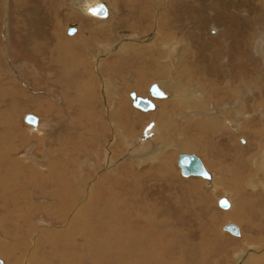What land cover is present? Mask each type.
<instances>
[{
    "label": "rangeland",
    "instance_id": "1",
    "mask_svg": "<svg viewBox=\"0 0 264 264\" xmlns=\"http://www.w3.org/2000/svg\"><path fill=\"white\" fill-rule=\"evenodd\" d=\"M60 1L61 0H51L50 3V0H0V77H2L0 78V178L3 181V184H1L2 186H0V236L5 237L9 242H14V247H10L11 251L9 254L0 253V257L4 260L5 264H14L18 262L17 260H19V262L16 264H128L126 260L121 257L124 251V246L121 244V241L118 239V244L114 247L111 246L114 244L113 241L116 237L109 234L111 231L109 222L107 223V221H105L101 227L94 228L95 233H99L101 239L105 237V240H101L99 245H94L87 240L84 241L85 239L82 238L77 240V237L80 236V231L75 228H81V226L77 224L76 215L72 216V221L70 220V223L74 224L73 226L75 228L73 226L66 228L67 225L62 221V218L77 212L75 208H71V205L68 204V199L71 200L73 196H78V193L74 191L77 190L79 185L82 188L85 187L84 190L86 192H92V203L89 205L91 207L90 210L94 213L101 214V216L103 215V219H108L113 209H117L118 211L120 209L126 212L128 210L139 211L143 215H151L150 219L152 218V220L158 221L159 224H154L153 226L149 220H145V222L149 223L146 227H143V230L148 228L150 232L149 242L157 248L155 249V253H157L156 256L158 257H155V259L161 258V264L165 261L166 264H245L242 263L244 255L246 257L249 255L246 261L248 262L247 264H264V261L253 263L254 258L258 254L264 253V212L263 216L261 215L259 217H256L254 212V210L257 209V202L259 201L258 203H260V200H262V202L264 201V186L258 185L256 189L252 190L251 185L245 184L246 182H250L253 178H255L254 180H257V182H264V162L259 159L254 161V164L252 163V166H250L252 169L254 168L253 171H247L248 175L246 176L242 175V173L244 169L247 170L249 167L247 165L246 167L245 164L242 165L243 168L239 167L240 162L235 160V157L239 153L242 154L241 157L243 160H246L249 156H254L257 153L256 151L264 146V127L257 128L246 124L248 121L253 120L255 115L258 116L262 112V114H264V107H261L264 106V102H262L260 107H257L259 103L255 104V101H253L255 93L261 92L264 88V61L262 58H259V55L256 54L257 51H255V44H257L255 42L260 40L261 45H264V6L260 7L263 13V17L260 18L259 14L254 15L253 9L256 10L254 4L249 3V6H245L243 4L244 0L243 3L242 0H237V2L236 0H231L236 6L235 4L230 6L227 12L230 14L234 13L239 7L240 9H238V12L236 11L235 14L242 17L244 21L254 20L256 22L255 28L259 31H257L258 37L249 38V35L246 34V49L248 48V50H245V55L243 52L244 48L242 44L239 43L236 45H240L241 50L239 49V54H228L230 61L225 59L228 56L227 54L221 56L216 55L215 57V52H213V50L211 51L212 53L209 51L210 55L208 54L209 57L207 58L206 77L208 78V84L204 85L201 89H205V87L210 84L209 89L211 95L208 94L211 98L210 100L206 98L205 101L208 102L204 103L203 108L201 106L202 109L200 110L206 108L219 112L222 110V107L224 108L227 105L226 116L232 118L231 121L238 123V129L234 130L230 128L225 122L222 127H220L221 130L218 129L213 133L202 135L195 134V136H191V138L195 137L193 139L197 142L196 149L189 150L190 152L183 149L179 150L184 153L193 152L204 161L206 167L208 166L207 169L214 174V183L217 184L214 191H210L206 187V181L201 177H184L181 175L177 165L178 149L169 146V151L172 152L164 151L162 152V157L160 154L156 155L155 158L152 157L157 153V145L163 140V138L155 136L156 128L158 127L157 130L161 131L160 126H162L159 124L156 126L157 121L155 119H153L147 126L148 128L145 127L143 131L139 129V127H136V136L129 138H132L133 143H135L134 145L137 144L136 148H138L139 142L137 138L140 137V142H143V146H139L138 148L140 151L136 149L135 153L129 151L121 155L120 151L126 150V146L124 145V141L119 139L120 133H123L124 130L117 129L118 125L122 124L125 126L128 122H131L133 118L138 120L136 123L140 125L149 118L137 113H135V115L133 112L132 117L128 116L127 120L123 116H120L123 122L116 116L113 117L112 120H109V113H111V110H114L113 103L117 97H114L115 100L111 101L112 107L111 105L107 106L105 104V99H103V96H105V93H103L104 87H102L104 78L100 77H108L103 69L104 59L107 60L109 58L108 56L113 57V55L116 54L115 48L119 41L120 43H122V40L129 41V38L134 36L137 37V40L141 38L142 42H148L147 38L153 35L155 36V34L162 36L163 30H166L168 27L163 24V22L171 17V13L163 15L162 19L156 16L158 12L162 10V7H164L162 12H167L169 10H165L168 8V6H166L168 0H104V3L106 4L107 2L112 12V16L105 20L84 14L75 4L78 0ZM213 2L212 0H207V3H210L211 7L219 3L216 2V0H213ZM163 3H165V5ZM257 3H260L259 0H257ZM136 8L138 9L137 13L134 12ZM212 10L213 9H210V14H208V16L213 15L210 19H205L199 15H194V18H186L184 16L182 21L175 18L176 23L172 22V25L175 29H178V31H175V34L169 33L168 36H173L172 38H177V36L182 37V39L180 37L178 42L177 47H179V49L189 46V44L185 42V39L188 37V34H186L187 31L197 35V38L195 36V39H197L196 46L222 33H225L224 36L226 35L227 37L228 33L227 30H225L227 26L222 23V19L218 20L215 17L214 11ZM257 11H259V9ZM63 15L66 17L69 16L66 18L63 17ZM143 16L146 20L142 19ZM54 18L57 19L56 23L53 21ZM44 19H46V21H44ZM116 21H118V26L121 28H108L109 23L113 24ZM120 21L124 22L121 23ZM200 21L202 23L201 25ZM87 22L96 24L93 28L95 34L93 33V36H91V38L93 37L96 40L90 44V47L94 50L90 53L87 51L81 56L77 50V46L83 41L77 38L75 42L71 43V39L76 37L81 30H87V26H85ZM34 23V28L37 27L38 33L43 32V40L35 33L36 28H32ZM142 23L148 24L149 27L147 26L144 28ZM71 24L79 26L80 31L78 33L76 32L77 35L75 33L74 36L68 37L69 40L67 41L65 26ZM178 24L182 25L177 26ZM57 26L61 27L62 30L65 27L63 30L64 35H60L62 39H59V41L63 43L62 45L67 42V45L70 47L67 48L64 45L65 50H63L61 46L62 49L59 48L60 55H58L57 48L55 49V44L58 42V39H54L55 33L53 31ZM223 26H225V28ZM245 30L246 32L251 30V36L254 33V31L252 33L253 28L251 29L248 27ZM103 31L105 35H103ZM89 32L90 30H88L87 35ZM28 33H32L35 37L37 35L39 38H33L31 39L32 42H28V40H25V34ZM176 33H178V35ZM181 33L184 35L182 36ZM230 36L233 38L232 35ZM104 43H113L115 45H112L108 49L101 50L99 47ZM26 44L32 46L34 55L40 54L39 60L43 59L46 62L31 61L30 57H28L26 64H14L15 61L23 58L21 54H19V50L20 48H25ZM161 44L162 43H160V48H162ZM191 45L195 47V41L191 42ZM9 46L12 48L15 47L17 51L16 56H9ZM171 46H167L169 50ZM168 49L166 48V50ZM96 52L102 53L93 56ZM117 54L121 53L118 52ZM5 57L8 61L5 60ZM15 57L17 59H15ZM83 59L84 61L86 59L84 72L87 73L86 82L88 81L85 87H82L77 75V64ZM11 61L13 63H11ZM226 61H229L233 65L228 67L229 70L232 69L231 71L236 69L235 64L240 63V65H243L246 62L245 64L249 71L245 69L246 76L244 79L249 81L251 79L248 78L254 76L256 80L260 79V77H262L263 80L258 82L257 85L251 84L247 87L246 85L244 86V84L239 86L238 82L234 83L230 79L229 82H227L228 79L221 81V79L217 78L216 67L221 64V66L224 65L223 67L225 68ZM171 62L172 64L174 63L173 60H171ZM16 67L22 72L20 78L13 75V72H18ZM96 68L101 70L99 71V69ZM5 70H7V72ZM117 72H119L121 76L125 75L124 79H128L129 75H135L134 71L128 70L126 65L121 64L116 69L108 70V79L110 80V84L113 81H117L119 95H125V97L129 99V106L142 114L143 112L136 110L140 108L133 104L134 99L129 96L128 90L124 91V85H121L123 81H120V76L116 74ZM4 74L5 76H3ZM81 74L83 75V73ZM96 74H98V78ZM58 77L62 79L59 80ZM156 78L157 77L150 80V77H148L145 81L141 78L138 81L141 83L144 82L145 88H147L152 82L157 81ZM132 81H135V78H132ZM181 85L187 86V84ZM223 85L225 89L227 86L229 87V93L221 94L219 92ZM236 86H239L240 90L237 88L238 93L236 92L234 94ZM111 87L114 90V87ZM131 89V93L133 91L137 94L139 93V88L132 87ZM239 93H241V95ZM113 94H109V97L112 99ZM114 96L118 95L116 94ZM238 97L241 98L240 102L244 104L243 107L239 109L237 115L232 112L233 109L229 108V106L236 103ZM94 101H96V103H94ZM157 102L155 101L157 105L156 110H154V103V106L150 109L140 110L147 111V113L153 112V110L157 111L159 109ZM183 107H185V110L190 108L188 105H184ZM28 112L35 113L43 119L40 132L31 130V127L24 123L23 116ZM194 118L195 115L191 113L188 119L195 121ZM175 119L178 118L172 120L174 121ZM10 124H15V126L13 125L15 131L11 129ZM116 124L117 127H115ZM106 126H108L107 129L103 130ZM172 126H174V124L169 127L168 133L170 135H172ZM88 127H90V129ZM146 128L149 129L151 133H149L150 136L145 137ZM114 130L116 131L115 135L111 133ZM128 132L129 131H127V134ZM141 133L144 135L137 136V134ZM176 134L179 136L172 135L174 137L173 143L180 144L184 137V131ZM113 138L118 141L119 145L113 143ZM122 138L126 141L128 136H123ZM150 138L153 139V144L151 142L150 144L145 143V141ZM156 138H158V142H154ZM151 139L149 141H151ZM241 139L245 141L242 142ZM225 141L228 142V148L222 145ZM83 143L87 145L88 149ZM218 145L219 147H217ZM204 146L205 148H203ZM117 149L119 152H117ZM148 150L151 151L146 154ZM169 153L172 154V158H168ZM227 156L230 158L228 159ZM144 160H146L145 163ZM163 161L168 163L166 169L164 167L160 168L159 166ZM221 170H228L227 177L225 178L227 185L225 184V187H220L219 183L221 179L219 178ZM165 171H167V173H164ZM233 172H237V175L232 179V182L236 181V187L227 183ZM163 174L167 180L171 175L174 179L167 182L162 178ZM103 176L114 179L113 183L108 184L107 181H111L108 179L102 180L100 183L101 178H104ZM188 180L190 182H188ZM183 183H186L188 188H193L194 192H189L188 188ZM256 184L258 183H255V185ZM243 185L246 187L244 191L247 189L249 193H259L261 198L258 199V201H254L249 197L243 198V193L241 192ZM96 186L97 188H95ZM70 188H72V191H70ZM52 190H56L58 194H53ZM79 191L81 192L82 190ZM227 193H229L232 198L233 205L230 209L225 210L218 207L216 200L218 197ZM5 196L6 198H4ZM86 197H88V195H86ZM64 200L66 205H61L64 203ZM119 201L122 204L119 203ZM260 205H262V203H260ZM95 209L97 210L95 211ZM69 210H71V212ZM63 211L64 213H61ZM85 211H88L87 207H83L78 213L83 212V214H85L87 213ZM88 215L92 217L91 214L88 213ZM123 219L127 222L129 218L125 214ZM227 223L237 224L241 229V236H234L228 231H223L222 227ZM46 226L55 227L57 230L52 231V233L43 232ZM90 228L92 229V227ZM51 236L52 239L50 241L49 238ZM214 236L215 239L213 238ZM217 236H221L222 239H217ZM251 248L255 250L252 251ZM206 249H208V253ZM151 254L153 255L154 253ZM192 254L196 257H191L190 255ZM207 255L208 259H205ZM251 256H254V258L250 263ZM130 257L134 259V264H139L137 260L141 261V257L137 254H133ZM148 259H150V257H148ZM145 264H154V262L149 260L148 263Z\"/></svg>",
    "mask_w": 264,
    "mask_h": 264
},
{
    "label": "bare ground",
    "instance_id": "2",
    "mask_svg": "<svg viewBox=\"0 0 264 264\" xmlns=\"http://www.w3.org/2000/svg\"><path fill=\"white\" fill-rule=\"evenodd\" d=\"M30 1V0H28ZM63 0H61L60 2H62ZM211 1V0H210ZM215 1V0H214ZM241 1V0H239ZM32 2V1H31ZM59 2V1H58ZM101 2H105L104 0H78L77 2H75V4L77 5V8L80 9L84 14L86 15H89L91 17H94V18H98V19H108L112 16V12H111V9L109 7V5L107 4V7L109 8V15L108 17H105V16H98V15H95L94 14V11L96 12L98 9H99V6L101 5ZM213 2V0H212ZM216 2H219L218 4L214 5L211 7V4L210 3H207V0H168L167 1V5L168 8H166L165 10L167 11V9H169L167 12H162L163 8L162 7V10L158 12L157 14V18H160L162 19L163 18V15H166L168 13H171V17L166 19L163 24L167 25V29L166 30H163V35H157L155 34V36H151L150 38H147L148 39V42H142L141 38L140 40H137V37H128L130 40L129 41H124L122 40V43H119L117 44V47L115 48L116 49V54L113 55V57H110L108 56L109 58L106 60L104 59V64H103V69H104V73L107 74V76L109 77V73H108V70H112V69H116L118 68L121 64L123 65H126L128 67V70H132L134 71V74L135 75H129V78L128 79H124V76L125 75H120L119 72H117L116 74L120 76V81H123L121 83V85L123 84V88H124V91L128 90L129 92V96L132 97V93H135L136 96H137V100H133V104L137 107H139V100H143V99H149L150 102H151V107L155 105V109H157V105L155 103V101L158 103V106H159V103L161 104L159 106V109L157 111H154L153 112H149V113H138L137 111L133 110L130 106H129V99H127V97H125V95H119V87H118V84H117V81H113L111 82V84L109 83L110 80L108 79V77L106 76H101L100 78H104V84L102 85V87H104V91L103 93H105L103 96L105 99V104L107 106L111 105V101L115 100L114 97H117V99L114 101L113 103V108L114 110H111V113H109V120L113 117H119L120 116H123L126 120L128 119V116H131L132 117V113L135 114H139L141 116H146L148 117L149 119L147 121H144L143 124L140 126L139 129H142V131L144 130L145 127H147L149 125V123L151 121H153V119H155L157 121L156 123V126L159 125H162L160 126L161 127V131L160 130H157L156 128V131H155V136H157L158 138H163V140L161 141L160 144L157 145L158 147V150H157V153H155L154 156L152 157H156V155L160 154L161 157H162V152L164 151H168V152H172V151H169V146H171V148H175V149H178V152H177V162H178V159H179V153L181 151V149L183 150H193V149H196L197 148V142L194 141L193 138L195 137H192L191 136H195V134H199V135H202V134H206V133H213L215 131H217L218 129H220V127H222L223 123H227L230 128L234 129V130H237L239 125L237 122L235 121H231L232 118L226 116V111H227V108L228 106L226 105L224 108L222 107V110H220L219 112H217L216 110H209V109H204V110H200L203 108V105L204 103H207L208 101H205L206 98L208 100H210L211 98V94H210V89H209V85L205 87V89H201L204 87V85H207L208 84V78L206 77V74H207V64H208V60L207 58L209 57L208 54L210 55V53H212L211 51L213 50V52H215L214 56L216 57V55H223V54H229V55H234L236 53L239 54V51L241 50L240 49V45H236V44H242L243 46V52H244V55H245V50H248V48L246 49L247 47V42H246V34H248L247 36L249 38H257L258 35L257 33L259 32L257 30V28H255L256 26V22L254 20H242V17H239V15H236L235 12L237 11L238 12V9H240L238 7V9L235 10L234 13H228L227 10L229 9L230 6H233L235 3H233L231 0H216ZM237 2V0H236ZM260 3H257V0H244V3H243V0H242V3L247 6L249 3H252L255 5L254 8H256V10H254L253 8V11H254V15H257L259 14L260 15V18L263 17V13H262V10H260L262 6H264V0H259ZM50 3H51V0H50ZM214 3V2H213ZM165 5V3H163ZM9 5V4H8ZM7 5V6H8ZM239 5V4H237ZM242 5V4H241ZM23 6V5H22ZM159 6V4H158ZM236 6V4H235ZM240 6V5H239ZM249 6V5H248ZM251 6V5H250ZM139 8V7H138ZM210 9H213L212 11H214V14H215V17L220 20L222 19V23L224 25L227 26V37L226 35L224 36L225 33H222L218 36H214V38L212 39H207L205 42L203 43H199V45L196 46V40L195 39V36L197 38V35H194L192 32L190 31H187L186 34H188V37L185 39L186 43L189 44V46H185V47H181V45H184V44H181L180 47L181 49H179L178 46V42H179V39L181 36H177V38H172V37H169L168 34L169 33H174L175 31L177 32L178 29H175L172 25V22L173 23H176V19H180V21H182V18L185 16L186 18L187 17H191V18H194V15L196 16H201V17H204L205 19H210L212 18V16H208L209 13V10ZM259 9V11H257ZM29 10V9H28ZM94 10V11H93ZM113 10V9H112ZM150 10V8H149ZM159 10V9H158ZM231 10V9H230ZM23 11V10H22ZM21 11V12H22ZM142 11V10H141ZM157 11V10H156ZM16 12V11H15ZM74 12V11H73ZM134 12H138V9L136 8V10H134ZM251 12V11H250ZM142 13V12H141ZM8 14V13H7ZM66 14V13H65ZM243 14V13H242ZM156 15V13H155ZM253 15V14H252ZM54 16V15H53ZM69 16V15H68ZM67 16V17H68ZM249 16V15H248ZM3 17V16H2ZM55 17V16H54ZM63 17H66L65 15H63ZM66 17V18H67ZM137 17V16H136ZM155 17V18H156ZM7 18V17H6ZM5 18V19H6ZM57 18V16H56ZM85 18V17H84ZM155 18H154V21H155ZM165 18V17H164ZM176 18V19H175ZM200 18V17H199ZM246 18V17H245ZM250 18V17H249ZM69 19H72V18H69ZM143 20H146L145 17L143 16L142 17ZM141 19V20H142ZM214 19V18H213ZM244 19V18H243ZM40 20V19H38ZM58 20H59V17H58ZM264 20V19H263ZM3 21V20H2ZM37 21V20H36ZM44 21H46V19H44ZM54 23L57 22V19L54 18ZM60 21V20H59ZM93 21V20H92ZM91 21V22H92ZM125 21V19H124ZM124 21H120L121 23H123ZM129 21V20H128ZM186 21V20H185ZM209 21V20H207ZM214 21V20H213ZM217 21V20H216ZM260 21V20H259ZM50 22V21H49ZM130 22V21H129ZM221 22V21H219ZM37 23V22H36ZM48 23V22H47ZM113 23V22H112ZM141 23V22H140ZM205 23V22H204ZM263 23V22H262ZM83 24V23H82ZM144 28L145 27H149L148 24H144L142 23ZM201 21H200V25H201ZM206 24V23H205ZM218 24V22H217ZM94 25L96 24H93V23H89L87 22L85 24V26H87V30H81L78 35L76 37H73V39H71V43L75 42V40L78 38V39H81L83 42H79L78 46H77V50L79 52V54L81 56H83V54L87 51H89V53L91 51H93L94 49H92L90 47V44L96 40L95 38H91V36H93V28H94ZM99 25V24H98ZM105 25V24H104ZM182 25V24H181ZM181 25H177V26H181ZM209 25V24H208ZM35 23L34 25H32V28L35 29L36 32H39L37 31V27H35ZM59 26V25H58ZM55 27L53 29L54 33H55V36H54V39H58V42L55 44V49L57 48V52H58V55H60V52H59V48L62 49L63 47V50H65V47L64 45L67 47V48H70L68 45H67V42L66 44L62 45L63 43L61 41H59V39L61 40L62 37L60 35L63 34V30L61 29V27ZM101 26V25H99ZM111 26V27H109ZM162 26V25H161ZM185 26V25H184ZM221 26V25H220ZM103 27V26H101ZM115 27V29H117L119 26H118V21H116L115 23L111 24L109 23L108 24V28H112ZM225 28V26H223ZM250 27L251 29L253 28L252 30V33L254 31V28H255V31L254 33L252 34V36L250 35L251 33V30L249 32H246V28ZM1 28V27H0ZM100 28V27H99ZM121 28V27H119ZM130 28V26H129ZM221 28V27H220ZM223 29V28H222ZM3 30V28H2ZM8 30V29H7ZM88 30H90L89 34L87 35V32ZM105 30V29H104ZM224 30V29H223ZM261 30V28H260ZM109 31V29H108ZM138 31V30H137ZM180 31V30H179ZM258 31V32H257ZM34 32V31H33ZM32 32V33H33ZM102 32V31H101ZM186 32V31H185ZM225 32V31H224ZM263 32V31H262ZM104 33V31H103ZM8 34V33H7ZM30 34V33H29ZM95 34V33H94ZM101 34V33H100ZM122 34V33H121ZM175 34V33H174ZM178 35V33H176ZM182 34V33H181ZM262 34V33H261ZM36 35V34H35ZM64 35V34H63ZM97 35V34H96ZM105 35V33L103 34ZM108 35V34H107ZM152 35V34H151ZM184 34H182L183 36ZM233 38H231V36ZM257 35V36H256ZM260 35V34H259ZM30 36V35H29ZM145 36V35H143ZM37 37V35H36ZM50 37V36H49ZM48 37V39H49ZM125 38V37H124ZM167 38V39H166ZM47 39V38H46ZM182 39V37H181ZM194 39V40H193ZM234 39V40H233ZM53 40V39H52ZM67 41L69 40V38L67 37L66 39ZM165 40V41H163ZM250 40V39H249ZM257 40V39H256ZM18 41V40H17ZM138 41V42H137ZM195 41V47H193V45H191V42H194ZM26 42V41H25ZM32 42V40H31ZM162 48H160V43ZM246 42V43H245ZM43 43V42H42ZM61 43V44H59ZM183 43V42H182ZM257 44H255V51H257L256 54L259 55V58H262L263 61H264V45H261V41L258 40L257 42H255ZM24 44V42H23ZM44 44V43H43ZM251 44H252V41H251ZM254 44V43H253ZM264 44V43H263ZM32 45V43H31ZM45 45V44H44ZM112 45H115L113 43H104L103 45H100L101 47V50L102 49H108L110 48ZM171 46L170 50L168 49L167 46ZM186 45V44H185ZM35 46V45H34ZM62 46V47H61ZM254 46V45H253ZM6 47V46H5ZM8 47V46H7ZM235 47V48H233ZM166 48L168 50H166ZM114 49V51H115ZM240 49V50H239ZM250 49V48H249ZM5 50V49H4ZM74 50V49H73ZM81 51V52H80ZM210 51V53H209ZM121 53V54H117V53ZM102 52H99V53H92L93 56H97L98 54H101ZM4 54V53H3ZM56 54V53H55ZM7 55V54H6ZM226 55V56H227ZM229 55L227 56V60H229ZM243 55V54H242ZM13 56V55H12ZM68 56V55H67ZM225 56V57H226ZM237 56V55H236ZM241 56V55H240ZM242 57V56H241ZM84 58V57H83ZM221 58V57H220ZM235 58V56H234ZM253 58V57H252ZM15 59H17L15 57ZM5 60L8 61L5 57ZM11 60V59H10ZM70 60V59H69ZM102 60V59H100ZM171 60L174 61V63L172 64ZM230 61V60H229ZM229 61H226L225 63V68L223 66L218 65L216 68V74H217V78L218 79H221L222 80H225V79H228L227 82H229V79L231 81H233L234 83L238 82L239 86H241L242 84H244V86L246 85L247 86H250L251 84H254V85H257L258 82L262 81L263 78L260 77V79L256 80V78L254 76H250L248 79H251L249 81H247V79L245 80V76H246V71L245 69H248V67L246 66V62L243 64V65H240V63H237L235 64V70L234 71H231L228 69L229 66H231L232 64L229 62ZM255 61V60H254ZM5 62V61H4ZM79 62V61H78ZM223 62V61H222ZM222 62H219V63H222ZM1 63V62H0ZM11 63H13L11 61ZM255 63V62H253ZM260 63V62H259ZM15 64V62H14ZM79 64H82L83 66L86 65V59L84 61V59L82 61L79 62ZM252 64V63H251ZM7 65V64H6ZM6 65H4L5 67H7ZM11 65V64H10ZM13 65V64H12ZM210 65V64H209ZM96 66V65H95ZM233 66V65H232ZM251 66V65H250ZM11 67V66H10ZM123 67V66H121ZM4 68V67H3ZM214 68V67H213ZM234 68V67H233ZM15 69V68H14ZM96 69H99V68H96ZM101 69H99L100 71ZM214 70V69H213ZM7 72V70H5ZM91 71V69H90ZM209 71V70H208ZM5 72V73H6ZM10 72V71H9ZM213 72V71H212ZM4 73V72H3ZM96 73V72H95ZM210 73V72H209ZM263 73V72H262ZM261 73V74H262ZM1 74H2V71H1ZM101 75V74H100ZM233 75V76H232ZM264 75V74H263ZM1 76V75H0ZM60 76V75H59ZM98 76V74H96V77ZM211 76V75H210ZM148 77H150V80L152 78H155L157 77V81L159 82L160 86L163 87L165 90H167L170 94V96L168 98H165V99H159V98H155V97H151L150 96V93H149V88H150V85L153 83H151L150 85L147 86V88H145V85H144V82L141 83L140 81H138L139 79H143V81H145ZM212 77V76H211ZM257 77V76H256ZM59 80H61L62 78L58 77ZM91 78V77H90ZM98 78V77H97ZM132 78H135V81H132ZM159 78V80H158ZM111 79H114V78H111ZM217 79V80H218ZM64 80H65V77H64ZM92 80V79H91ZM96 80V79H95ZM99 80V79H98ZM102 81V80H101ZM60 82V81H59ZM88 82V81H87ZM155 82V81H154ZM217 82V81H216ZM219 82V81H218ZM224 82V81H223ZM256 82V84H255ZM91 83V82H90ZM102 83V82H101ZM213 83V82H212ZM222 83V82H221ZM89 84V83H88ZM94 84V83H93ZM99 84V83H98ZM181 84H187V86H182ZM215 84V83H214ZM203 85V86H202ZM219 85V84H218ZM228 85V84H227ZM97 86V84H96ZM114 87V90L112 89V87ZM239 86H236L235 89H234V94L237 92V90L239 89ZM132 87H136V88H139V93L137 94L136 92H130V90H132L131 88ZM211 87V86H210ZM233 87V86H232ZM238 88V89H237ZM249 88V87H248ZM240 90V89H239ZM228 91L229 90V87L227 86V88L225 89V86L223 85L222 88L219 90V92L221 94H227L229 93ZM95 92V91H94ZM118 92V93H116ZM246 92V91H245ZM115 93V94H113ZM210 95H209V94ZM238 93V92H237ZM255 93V92H254ZM109 94H113V99L111 97H109ZM118 95V96H114V95ZM241 95V93H239ZM96 95V94H95ZM103 95V94H102ZM238 95V96H240ZM245 95V94H244ZM143 96V97H142ZM251 96V95H250ZM37 97V96H36ZM80 97V96H79ZM241 97V96H240ZM246 97V96H245ZM96 98V97H95ZM129 98V97H128ZM243 98V97H242ZM254 98V99H253ZM253 101H255V104L256 103H259L257 105V107L262 104V102H264V88L261 92H256L254 97H253ZM133 99V98H132ZM161 100V101H159ZM131 101V100H130ZM241 101V98L238 97L236 103H234L233 105L229 106V108H232V112L237 114L238 115V111L241 107H243V104ZM252 102V101H251ZM132 103V101H131ZM154 103V105H153ZM176 104V105H175ZM131 105V104H130ZM190 106L189 109L185 110V107L183 106ZM208 105V104H207ZM254 105V104H253ZM202 106V108H201ZM112 107V105H111ZM207 107V106H206ZM211 107V106H210ZM261 107H264V106H261ZM141 108V107H140ZM174 108V109H173ZM192 109H195V110H192ZM199 109V110H197ZM211 109V108H210ZM258 109V108H257ZM260 109V108H259ZM78 110V109H77ZM11 111V110H10ZM193 111V112H192ZM257 111V110H256ZM12 112V111H11ZM101 113V112H100ZM191 113H193V115H195V121H192V120H189L188 118L190 117ZM263 113V112H262ZM260 114V115H255L254 119L253 120H250L248 121L246 124H248L249 126L251 127H264V114ZM26 114V113H25ZM222 114V115H221ZM249 114V113H248ZM136 115V114H135ZM176 115V116H175ZM25 116V115H24ZM23 116V118H24ZM105 116V115H104ZM66 118V117H65ZM174 118H178V119H175L174 121L172 119ZM123 122V119L120 118ZM197 119H200V120H197ZM76 120V119H75ZM103 120V119H102ZM171 120V121H170ZM24 121V120H23ZM72 121V120H71ZM92 121V119H91ZM94 121V120H93ZM136 121L138 120H135L133 118V120L131 122H128L125 126L124 125H118V128L117 129H122L124 130L123 133H120V138L121 140L124 141V145L126 146V150H123L122 147L121 149L123 151H120L121 152V155L123 154H126L127 152H131V153H135L136 149L138 151H140L138 148L139 146H143L142 145V141L140 142V137L137 138L138 142V148H136L137 144L134 145L135 143H133V140L132 138L134 136H136V127H138V125L136 124ZM229 121V122H228ZM13 122V121H12ZM76 122V121H75ZM103 122V121H102ZM119 122V120H118ZM146 122V123H145ZM175 122V123H173ZM178 122H179V125H178ZM14 123V122H13ZM121 123V122H120ZM231 123H235V128H233L231 126ZM9 124V123H8ZM42 124H43V119H42V122L41 124L39 125V129L37 130V132H40L41 130V127H42ZM174 124V126H172V135H177L176 133H180V132H183L184 131V137L182 138L180 144H175L173 143V140H174V137L172 135H170L168 133L169 131V127ZM6 125V124H5ZM15 126V124H13ZM12 124H10L11 126V129H13V131H15V127L13 126ZM53 126V125H52ZM93 126V125H92ZM68 127V126H67ZM66 127V129L68 130V128ZM108 126H106L103 130H106ZM111 127V126H110ZM117 127V124L116 126ZM90 129V127H88ZM148 128V127H147ZM146 128V133H145V137L146 136H150L149 133H151V131H149V129ZM138 129V130H139ZM224 129V128H223ZM31 130H33V128H31ZM113 130V129H112ZM221 130V129H220ZM219 130V131H220ZM70 131V129H69ZM127 131L128 134H127ZM36 132V131H35ZM67 132V131H66ZM65 132V133H66ZM113 135L116 134V131L114 130L113 132H111ZM140 133V132H139ZM154 133V132H153ZM142 134V133H141ZM141 134H137L138 135H141ZM192 134V135H191ZM264 134V133H263ZM198 135V136H199ZM216 135V134H215ZM68 136V134H67ZM118 136V135H117ZM123 136H128V138L126 139V141L122 138ZM179 135H177L178 137ZM78 137V136H77ZM130 137H132L131 139H129ZM208 137V136H207ZM231 137V136H230ZM158 138L155 139L154 142H158ZM225 138V137H224ZM114 139V138H113ZM151 139V138H150ZM150 139H148L147 141H145V143H148L150 144V142L152 143V140L154 139H151V141H149ZM164 139H165V142H164ZM172 140V142H171ZM224 140V139H223ZM228 140V139H227ZM136 141V140H135ZM120 142V141H119ZM122 142V141H121ZM204 142V141H203ZM202 142V143H203ZM209 142V141H208ZM221 142V141H220ZM231 142V141H230ZM113 143H117L118 144V141L116 139H114ZM207 143V142H206ZM205 143V144H206ZM259 143V142H258ZM84 146L87 148V145L85 143H83ZM153 144V143H152ZM171 144V145H170ZM201 144V143H200ZM208 144V143H207ZM217 144V143H216ZM119 145V144H118ZM212 145V144H211ZM220 145V143H219ZM219 145L217 147H219ZM222 145L224 147H227L228 146V142L225 141L222 143ZM259 145V144H258ZM52 146V145H51ZM62 146V145H60ZM70 146V145H69ZM111 146V145H110ZM153 146V145H152ZM260 146V145H259ZM102 147V146H101ZM99 147V148H101ZM120 147V146H119ZM215 147V146H214ZM213 147V148H214ZM223 147V148H224ZM249 147V146H248ZM256 147V146H255ZM258 147V146H257ZM261 147V146H260ZM258 147V148H260ZM124 148V147H123ZM147 148V147H146ZM156 148V147H155ZM205 148V146L203 147ZM222 148V149H223ZM228 148V147H227ZM226 148V149H227ZM241 148V147H240ZM257 148V149H258ZM88 149V148H87ZM116 149V148H115ZM144 149V148H143ZM142 149V150H143ZM248 149V148H247ZM73 150V149H72ZM107 150V149H106ZM109 150V149H108ZM147 150V149H145ZM199 150V148H198ZM211 150V149H210ZM220 150V149H219ZM85 151V149H84ZM110 151V150H109ZM108 151V153H109ZM151 150H148L146 152L149 153ZM212 151V150H211ZM210 151V152H211ZM87 152V151H86ZM117 152L118 149H117ZM154 152V151H152ZM190 152V151H189ZM214 152V151H213ZM245 152V151H244ZM257 152V153H256ZM255 153L254 156H249L248 159L246 160H243V158L241 157L242 154H237V156L235 157V160L240 162L239 163V167H242V165L245 164V166L247 165L249 168L246 170L244 169L242 175H248L247 174V171H250L252 172L253 169L252 167V163L254 161H257L258 159L262 162H264V146H262L259 150H257ZM92 153V152H91ZM112 153V152H111ZM184 153V152H182ZM218 153V151H217ZM45 154V153H44ZM214 154V153H212ZM92 155V154H91ZM120 155V154H119ZM209 155V154H208ZM236 155V154H235ZM129 156V155H128ZM135 156V155H134ZM136 157V156H135ZM111 158V157H110ZM133 158V157H132ZM147 158V157H146ZM168 158H172V154L169 153L168 154ZM214 158V157H212ZM227 158L229 159L230 157L227 156ZM234 158V157H233ZM245 158V157H244ZM10 159V158H9ZM91 159V158H90ZM128 160V159H127ZM126 160V161H127ZM155 160V159H154ZM143 161V160H142ZM146 160H144V163H145ZM259 161V162H260ZM129 162V161H128ZM141 162V161H140ZM151 162V161H150ZM221 162V161H220ZM234 162V160H233ZM258 162V163H259ZM131 163V162H130ZM249 163V164H247ZM53 164V163H52ZM114 164V163H113ZM143 164V162H142ZM167 164L168 163H165V161L161 162L159 164L160 168L161 167H164L166 169L167 167ZM254 164V163H253ZM178 165V163H177ZM260 165V164H259ZM246 166V167H247ZM258 166V165H257ZM256 166V167H257ZM179 167V166H178ZM208 167V166H207ZM109 168V167H108ZM243 168V167H242ZM241 168V169H242ZM261 168V167H260ZM53 169V168H51ZM68 169V168H67ZM180 169V168H179ZM217 169V168H216ZM258 169V168H257ZM54 170V169H53ZM215 170V169H214ZM63 171V170H62ZM70 171V170H69ZM169 171V170H168ZM210 171V170H209ZM217 171V170H215ZM236 171V169H235ZM55 172V171H54ZM211 172V171H210ZM228 170H225V171H222L221 170V173L219 174V178L220 179V187H225V184H226V180L225 178L227 177L226 175L228 174L227 173ZM231 172V171H230ZM65 173V172H64ZM68 173V172H67ZM164 173H167V171H165ZM218 173V172H217ZM212 174V179L210 180H207V179H204L206 182V187L207 189H209L210 191H214V188H216L217 184L214 183V180L215 178H213L214 174L211 172ZM264 174V172H263ZM235 175H237V172H233L231 174V178H230V182L227 181V183H230V185H233L234 187L235 186V183L236 181H233L232 182V179L233 177H235ZM49 176V175H48ZM170 176V175H169ZM172 176V175H171ZM167 180L164 176V174L162 175V178L167 181V182H170L172 181L174 178L171 177ZM10 177V176H9ZM12 177V176H11ZM104 177V176H103ZM167 177V176H166ZM191 177V176H190ZM194 177H198V176H194ZM256 177V176H255ZM202 178V177H201ZM251 178V177H250ZM253 178V176H252ZM251 178V179H252ZM111 180V181H107L108 184H112L114 179H112L111 177H104V178H101L100 180V183L102 182V180ZM176 179V178H175ZM203 179V178H202ZM250 179V180H251ZM255 178H253L250 182H246L245 184L246 185H251V188L252 190L256 189V187H258V185H261V186H264V182H257V180H254ZM257 179V177H256ZM47 180V179H46ZM50 180V179H49ZM83 180V179H82ZM48 181V180H47ZM81 181V180H80ZM90 181V180H89ZM99 181V180H98ZM187 181V180H186ZM185 181V182H186ZM247 181V180H246ZM22 182V181H21ZM106 182V181H105ZM188 182H190L188 180ZM255 183H258L255 185ZM1 184H3V181L2 179L0 178V186H2ZM70 184V183H69ZM169 184V183H168ZM184 184V183H183ZM190 184V183H189ZM90 185V184H89ZM99 185V183H98ZM184 185H186V187L188 188V185L185 183ZM227 185V184H226ZM44 186V185H43ZM215 186V187H214ZM6 187V186H5ZM68 187V186H67ZM91 187V186H90ZM94 187V186H92ZM54 188V187H53ZM97 188V186L95 187ZM246 187L243 185V188L241 190V192L243 193V198L244 197H249L250 199L252 200H256L258 201V199L261 198V195L259 193H249V191H247V189L244 191ZM48 189V188H47ZM85 187H80V185L78 186L77 190H75L74 192L78 193V196L76 195L72 197L71 200L68 199V204L71 205V208H75V210L77 212V214H72L70 216H65L64 218H62V221L65 223L66 228H69V226H73L74 224L70 223L72 221V216L76 215V218H77V224L79 226H81V228H74L76 230H79V234L80 236L77 237V240L79 238H82V239H85L84 241H89V242H92V244H97L99 245L100 241L101 240H105V237L101 239V236L100 234H96L95 231H94V228H98V227H101V225H103L105 223V221H107V223L109 222L110 223V226H111V231H110V235H113L114 237H116V239L113 241L114 244H112L111 246L114 247L116 246V244H118L119 240L121 241V244L124 246V251L122 252L123 255H121V257L123 259L126 260V262L128 264H134L133 263V260L132 257H130L131 255L133 254H137L141 257V261L137 260L139 262V264H145V263H148L149 260H152L154 262V264H161V258H157V260L155 259V257H158L156 256L157 253H155V249H157L155 246L151 245V243L149 242L150 241V232L148 230V228L145 230H143V227L147 226L149 222H145V220H149L150 223H152V225L154 226V224H159L158 221H154L152 220V218L150 219V216L148 215H143L142 213H140L139 211H122L119 209V211L117 209H113L111 212H110V217L108 219H103L101 214L99 213H94L91 209V207L89 206L90 203H92V200H91V197L93 196L92 192L90 191H85L84 190ZM79 190H82L81 192ZM84 190V191H83ZM95 190V189H94ZM228 190H231V189H228ZM1 191V190H0ZM53 191V194H58V192L56 190H52ZM70 191H72V188H70ZM188 191L189 192H194L193 188H188ZM3 193V192H2ZM94 193V192H93ZM56 194V195H57ZM99 194V193H98ZM205 194V193H204ZM4 195V194H3ZM86 195H88V197H86ZM100 195V194H99ZM227 195L229 196V199L231 201V206L233 205V201H232V198L230 197L229 193H227ZM1 196V195H0ZM95 196V195H94ZM223 196V195H222ZM221 196V197H222ZM50 197V196H49ZM61 197V196H60ZM6 198V196L4 197ZM220 198V197H218ZM218 198L216 200V203L218 205ZM57 199H61V198H57ZM24 200V199H23ZM80 201V202H79ZM259 202V201H258ZM257 202V209L254 210L255 212V216L256 217H259V216H263V212H264V201L262 202V200H260V203H262V205H260V203ZM119 203H121L119 201ZM255 203V202H254ZM46 204V203H44ZM122 204V203H121ZM132 204V203H131ZM142 204V203H141ZM61 205H66L65 204V200H64V203L61 204ZM120 205V204H119ZM164 206V205H163ZM83 207H87V210L88 211H85L87 213L83 214L82 213H78L79 210H81ZM110 207V206H109ZM121 207V206H120ZM219 207V205H218ZM17 208V207H16ZM29 208V207H28ZM93 208V207H92ZM95 208V207H94ZM111 208V207H110ZM131 208V207H130ZM256 208V207H255ZM52 209V208H51ZM57 209V207H56ZM60 209V208H59ZM230 209V208H229ZM97 209H95L96 211ZM99 210V209H98ZM145 210V209H144ZM51 211V210H50ZM58 211V210H57ZM71 212V210H69ZM74 211V210H73ZM147 212V210H146ZM61 213H64L61 212ZM60 213V214H61ZM89 214H91L92 217H89ZM126 214V216L129 218L127 222L124 221V215ZM148 213V212H147ZM52 214V213H51ZM67 214V213H66ZM95 214H99V215H95ZM109 214V213H108ZM69 215V214H68ZM60 216V215H59ZM62 216V215H61ZM94 216V217H93ZM61 218V217H60ZM59 218V219H60ZM61 220V219H60ZM71 220V221H70ZM69 224V225H68ZM45 225V224H44ZM225 225V224H224ZM223 225V226H224ZM44 227V226H43ZM92 227V229L90 228ZM54 230H57V228L55 227H47L43 229V232H48V233H52V231ZM100 230V229H99ZM118 230V231H117ZM216 230V229H215ZM222 230H223V227H222ZM224 231V230H223ZM215 239V236L213 237ZM217 239L221 238L222 237L220 236H217L216 237ZM52 239V236L49 238V240L51 241ZM119 239V240H118ZM12 240V239H11ZM205 241V240H204ZM215 241V240H214ZM213 241V242H214ZM81 244V243H80ZM10 247H14V242H9V240H6L5 237L3 236H0V253L1 254H9V252L11 251V248ZM85 249V248H84ZM215 249H218V248H215ZM252 251H254L255 249L254 248H251ZM9 250V251H8ZM16 250V249H15ZM116 250V249H115ZM214 250V249H213ZM240 250V249H239ZM207 253L209 252L208 249H206ZM205 251V252H206ZM243 251V250H242ZM92 252V251H91ZM202 252V251H201ZM245 252V251H244ZM257 252V251H256ZM16 253V252H15ZM151 253H154L153 255ZM246 254V253H245ZM255 254V253H254ZM34 255V254H33ZM191 257H194V254L190 255ZM240 256V255H239ZM242 256V255H241ZM249 255H247V257L244 255V257L242 258L243 261L242 263H245L247 264L248 262H246L248 260V257ZM34 257V256H33ZM148 257H150V259H148ZM196 257V256H195ZM194 257V258H195ZM254 256H251V260H250V263L252 262ZM205 259H208V255L206 256ZM32 260V259H31ZM34 260V259H33ZM19 262V260H17ZM263 262L264 261V253H261V254H258L255 258H254V261L253 263H256V262ZM18 262H15L14 264L18 263ZM163 264H166V261L163 262ZM182 264V263H180ZM194 264V263H193Z\"/></svg>",
    "mask_w": 264,
    "mask_h": 264
},
{
    "label": "water",
    "instance_id": "3",
    "mask_svg": "<svg viewBox=\"0 0 264 264\" xmlns=\"http://www.w3.org/2000/svg\"><path fill=\"white\" fill-rule=\"evenodd\" d=\"M101 6L103 7L104 11L100 10ZM109 13L110 11L107 5L101 2V5L99 6V9L95 12V15L107 17ZM77 30H78L77 27L70 26L67 29V33L72 36L77 32ZM149 93L151 97H155L159 99L168 98L170 96L169 92L164 90L157 81L153 82L150 85ZM161 93H163V95H161ZM132 98L137 100V96L135 93H132ZM138 102H139V108L141 107L140 109L148 110L151 108V102L149 99H143L141 101L139 100ZM23 120L24 123L30 126L31 128H33L34 131H37L39 129V125L42 122L41 116L32 112L26 113ZM231 126L235 128V123H231ZM241 141L244 142L245 140L241 139ZM177 163L180 168L181 175L184 177L198 176L207 180L212 179V174L205 166L204 161L194 153L180 152ZM218 205L220 208L225 210L231 208V201L229 199V196L225 194L222 197L218 198ZM223 230L228 231L235 236H241V229L235 223L225 224L223 226ZM0 264H5L4 260L1 257H0Z\"/></svg>",
    "mask_w": 264,
    "mask_h": 264
},
{
    "label": "crops",
    "instance_id": "4",
    "mask_svg": "<svg viewBox=\"0 0 264 264\" xmlns=\"http://www.w3.org/2000/svg\"><path fill=\"white\" fill-rule=\"evenodd\" d=\"M54 3V2H53ZM63 18V17H62ZM70 26H75V27H77V33L80 31V27L79 26H77L76 24H71V25H66L65 27H66V36L67 37H72V36H70V35H68V33H67V29H68V27H70ZM65 27H64V29H65ZM50 31H51V27H50ZM36 34H38L39 36H40V38H42V40H43V32L42 33H38V32H35ZM76 33V34H77ZM26 35V37H25V40H28V42H30L31 41V39H38L39 37H35V36H33L32 35V33H28V34H25ZM30 35V36H29ZM74 36V35H73ZM64 39V38H63ZM6 45V44H5ZM9 48H10V51H9V56L10 57H12V55L13 56H16V54H17V51L15 50V47L14 48H12V47H10L9 46ZM19 54H21V56L23 57L22 59H20V60H17V61H15V63L18 65L19 63H21V65H23V64H26L27 63V61H28V57H30V60L31 61H35V62H39V61H42V62H46V61H44L43 59H40L39 60V56H40V54H36V55H34L33 54V52H32V46L31 45H29V44H26V47L25 48H20V50H19ZM38 65V64H37ZM16 69H17V71L18 72H13V75L14 76H17V77H19L20 78V76L22 75V72L20 71V69L18 68V67H16ZM81 73H83V75L81 74ZM77 75H78V80L80 81V83H81V85H82V87H85L86 85H87V82H86V75H87V73L86 72H84V66L82 65V64H77ZM3 76H5V74L3 75ZM0 78H2V77H0ZM20 81H22L21 79H19ZM163 88V87H162ZM164 89V88H163ZM165 90V89H164ZM167 91V90H166ZM159 101H161V100H159ZM94 103H96V101H94ZM161 104L159 103V106H160ZM136 110H139V111H141V112H143V113H147V111H142V110H140V109H136ZM152 112V111H151ZM137 124V123H136ZM138 125V127L140 128V126L142 125V124H137ZM141 135H144V134H141ZM3 150H4V148H3ZM191 153H193V152H191ZM235 236V235H234Z\"/></svg>",
    "mask_w": 264,
    "mask_h": 264
},
{
    "label": "snow or ice",
    "instance_id": "5",
    "mask_svg": "<svg viewBox=\"0 0 264 264\" xmlns=\"http://www.w3.org/2000/svg\"><path fill=\"white\" fill-rule=\"evenodd\" d=\"M101 11H104L103 7L101 6ZM94 11V10H93ZM94 14H95V11H94ZM106 14V13H105ZM161 95H163V93H161Z\"/></svg>",
    "mask_w": 264,
    "mask_h": 264
}]
</instances>
